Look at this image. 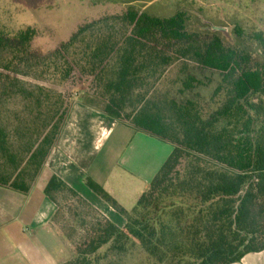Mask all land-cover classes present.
Masks as SVG:
<instances>
[{"label":"trees","instance_id":"obj_1","mask_svg":"<svg viewBox=\"0 0 264 264\" xmlns=\"http://www.w3.org/2000/svg\"><path fill=\"white\" fill-rule=\"evenodd\" d=\"M115 19L130 33L98 29L102 21L86 24L45 59L46 67L60 76L61 83L69 79L74 66L102 81L103 113L171 144L173 150L130 211L101 185L88 182L126 222L121 228L98 212L100 219L79 245L60 230L75 245V256L64 264H128L136 250L147 264H234L249 253L263 252L264 60L238 45L227 46L216 31L210 37L191 31V18L183 10L161 18L131 7ZM234 33L241 38L244 30L236 26ZM36 36L33 28L9 33L0 26V70L18 72V57L31 51ZM254 38L264 51L263 33ZM66 54H72L73 64ZM176 56L195 63L178 90L186 98L154 104L150 79L171 66ZM194 70L216 73L220 82L215 95L225 93L220 108L208 115L187 96L204 85ZM98 75L110 76L98 79ZM3 84L0 71V91ZM19 94L23 116L17 115L13 127L0 123V186L28 193L56 144L69 108L62 110L61 95L44 87L22 84ZM55 97L59 101H52ZM64 193L98 211L54 175L45 194L57 206L55 224L58 196Z\"/></svg>","mask_w":264,"mask_h":264},{"label":"rangeland","instance_id":"obj_2","mask_svg":"<svg viewBox=\"0 0 264 264\" xmlns=\"http://www.w3.org/2000/svg\"><path fill=\"white\" fill-rule=\"evenodd\" d=\"M131 7L161 18L171 17L179 10L186 11L191 18L189 21L191 31H198L205 37H210L212 30L216 31L227 46L238 45L241 49L248 50L253 57L260 61L264 60V51L254 38V35L259 32L264 35V0H0V26L3 31L14 33L28 28L37 31L31 51L18 57V72L0 70L4 81L0 91L2 98L0 123L13 127L17 115L23 116L24 102L19 94L22 84L27 88L44 87L55 91L61 95L64 103L62 110L70 109L73 104L82 102L101 111L106 101L103 97L102 81L82 74L78 67L74 66L69 79L61 83L60 76H56L52 68L47 69L45 59L68 43L80 27L94 21H102L98 29L118 31V33L121 31L119 34L127 31L129 34L130 29L126 24L114 18L123 15ZM236 26L244 30L241 38L234 33ZM10 49L11 47L2 56L7 57ZM66 57L73 64L72 54H66ZM113 65L114 62L108 68ZM194 67L193 61L176 56L171 66L160 69L149 83V87L154 89L149 95L154 104H166V100L172 98L178 101L185 99L186 96L179 94L178 90L181 88V81L185 78L184 74L188 69L193 70ZM110 71L111 69L108 71L109 74ZM194 71L204 85L199 86L187 96L196 102V107L204 115H208L220 108L225 99L223 91L215 95V88L220 82V77L211 71ZM109 76L98 75V79ZM9 85H13L12 88L4 92L2 88ZM57 99L55 97L52 101H59ZM121 129H125V132L121 133ZM134 132L133 129L120 126L110 136L100 138L102 151L100 155L108 157V168H103L102 173L110 176L112 187L122 202L119 204L129 211L134 208L136 200L149 187L148 177L131 176L119 166L123 160L127 163L131 154L130 146ZM164 143L167 152H172L173 146ZM124 173L126 177L122 178L121 175ZM92 177L91 174L86 176L87 183H96ZM58 200L59 213L55 220L56 226L59 230L65 231L76 245L88 239L89 230L100 219L98 212L107 217L91 202L98 210L97 212L79 204L68 193L59 195ZM123 219L125 225V218ZM72 246L75 247L74 244ZM147 262L144 257L141 258L137 250L128 260V264H147Z\"/></svg>","mask_w":264,"mask_h":264},{"label":"crops","instance_id":"obj_3","mask_svg":"<svg viewBox=\"0 0 264 264\" xmlns=\"http://www.w3.org/2000/svg\"><path fill=\"white\" fill-rule=\"evenodd\" d=\"M120 126L129 128L102 111L77 102L69 109L56 144L31 190L23 193L0 186V264H64L75 256L74 247L54 222L57 206L45 194L54 175L118 226H124L123 216L95 194L86 179L91 174L97 184L122 203L110 176L102 173L108 166V157L100 155V138L110 136ZM130 147L127 163L123 160L119 166L131 176L148 177L150 184L171 151L167 152L164 142L136 131ZM234 264H264V251L249 253Z\"/></svg>","mask_w":264,"mask_h":264}]
</instances>
